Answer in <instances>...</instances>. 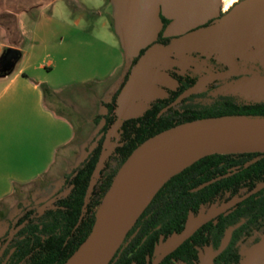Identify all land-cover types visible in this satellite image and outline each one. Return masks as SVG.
<instances>
[{"label":"trees","instance_id":"obj_1","mask_svg":"<svg viewBox=\"0 0 264 264\" xmlns=\"http://www.w3.org/2000/svg\"><path fill=\"white\" fill-rule=\"evenodd\" d=\"M160 19L155 41L130 61L109 102L103 104L105 114L95 117L96 124H103L93 149L64 176L51 197L20 205L18 213L5 221L0 264H65L89 235L120 166L150 137L199 119L264 118V101L212 95L224 83L250 76L231 65L253 64L264 77V0H238L177 37L163 36L169 21ZM6 51L15 61L20 56L19 51ZM176 53H190L210 65L200 74L196 67L180 63ZM157 54L165 56L156 70L160 78L140 85L136 80L144 62ZM43 91L48 89L43 86ZM133 93L143 101V109L120 120L122 100ZM224 208L160 264H201L205 257L211 264L241 263L264 236V153L209 155L170 177L107 264H152L193 224Z\"/></svg>","mask_w":264,"mask_h":264},{"label":"crops","instance_id":"obj_2","mask_svg":"<svg viewBox=\"0 0 264 264\" xmlns=\"http://www.w3.org/2000/svg\"><path fill=\"white\" fill-rule=\"evenodd\" d=\"M92 3L94 6L88 7L80 0H0V34L6 37V42L0 43V53L5 50L20 53L11 69L0 73V135L30 136L27 143L17 149L5 150L7 146L1 149L0 198L7 194L5 199H8L16 192L14 187L18 189L44 177L74 137L72 124L47 103L43 91L45 86L57 94L67 84H54L50 79L30 75L28 67L18 68V63L26 56L20 48V39L26 34L24 25L19 28L22 14L57 6L63 15L78 7L98 17L97 33L102 40L97 44L99 48L95 47V53L103 50V55H108V48L113 55L119 56L120 62L114 66V69H121L114 83L117 87L130 61L155 41L162 28L160 16L169 21L163 29V36L177 37L227 9L225 0H92ZM70 23L79 24L77 19L66 17L59 25L61 33L69 29ZM89 31L94 33L95 27L90 26ZM61 37L60 47L65 43V36ZM60 61L66 62V57ZM51 65L45 66L49 72L53 71ZM59 67L61 69V65ZM105 79L93 75L81 79L79 84H98ZM240 264H264V236L246 252Z\"/></svg>","mask_w":264,"mask_h":264},{"label":"rangeland","instance_id":"obj_3","mask_svg":"<svg viewBox=\"0 0 264 264\" xmlns=\"http://www.w3.org/2000/svg\"><path fill=\"white\" fill-rule=\"evenodd\" d=\"M80 2L88 7L94 6L92 0H80ZM66 17L77 19L79 24L70 23L69 29L61 33L62 29L59 25ZM98 20V17L78 7H74L65 15L58 12L55 6L47 9H33L20 16L19 28L24 25L26 33L20 39V48L26 52V56L18 63V68L28 67L30 75L50 79L54 84H67L61 87L57 94L50 90L44 91V94L47 103L72 124L74 137L60 153L57 163L44 177L34 183L20 186L8 199H5L7 194L0 198V235L6 228L5 221L18 213L20 205L31 202L41 203L51 197L62 185L64 176L75 168L96 145V140L99 138L98 131L103 121L96 124L94 119L96 116L105 114L103 103L109 102L111 95L118 87L119 84L116 87L114 83L121 72V69H114L115 64L120 62L119 56L113 55L108 48L106 51L108 55H103V50L95 53V47L98 49L97 44L102 40L97 33ZM90 26L95 27L94 33L89 31ZM62 35L65 36V43L60 47L59 41ZM3 42H6V37L0 34V43ZM62 57H66L67 61L61 63ZM174 57L180 63L195 66L200 74L210 65L206 60L192 57L190 53H176ZM164 60V55H151L141 68L143 74L136 81L143 83L140 85H145L148 81L160 78L156 70L159 67L158 64ZM50 64L53 69L51 72L48 67L45 68ZM58 65H61V69ZM230 67L233 70L247 72L250 76L224 83L216 88L212 95L233 94L246 102L264 101V77L259 75L255 65L241 63ZM93 75L106 79L98 84L93 82L79 84L81 79ZM133 94L134 97L125 113L128 116L137 115L143 109V101L136 97L135 93ZM27 139H30L29 135L27 138L19 134L0 135V152L3 146H7L5 150L17 149L27 143ZM11 186L13 188V184ZM0 189L2 190V184Z\"/></svg>","mask_w":264,"mask_h":264},{"label":"water","instance_id":"obj_4","mask_svg":"<svg viewBox=\"0 0 264 264\" xmlns=\"http://www.w3.org/2000/svg\"><path fill=\"white\" fill-rule=\"evenodd\" d=\"M12 65L13 64L8 65L5 71L11 69ZM133 97L134 94H130L122 100L118 112L120 120L124 118L128 105L132 101ZM217 120L262 121L264 120V118L215 117L199 119L182 123L166 129L142 142L131 152L125 162L118 169L109 189L103 196L102 201L98 207L95 221L89 235L65 264L108 263L113 255L106 261H104V255L108 246L109 237L112 232L114 223L134 181L139 175L143 165L147 161L170 159L187 164L184 167H181L174 174L167 177L158 186V188L154 192L155 194L157 190L162 186V184L166 182L170 177L203 157L213 154L264 153V131H239L226 135L195 138L176 137L178 133L190 127ZM118 125L119 123L115 126L114 130L117 129ZM154 194L151 196L150 200L152 199ZM150 200L148 201V203L150 202ZM225 210V208L221 209L209 215L208 217L197 221L186 232H184L173 242H171L158 255V257L152 264H160V262L165 257L173 253L198 229H200L206 223L210 222L217 215L223 213Z\"/></svg>","mask_w":264,"mask_h":264},{"label":"bare ground","instance_id":"obj_5","mask_svg":"<svg viewBox=\"0 0 264 264\" xmlns=\"http://www.w3.org/2000/svg\"><path fill=\"white\" fill-rule=\"evenodd\" d=\"M237 0H225L228 9ZM239 131H264V120H217L190 127L176 137H209ZM187 165L170 159L147 161L134 181L114 223L104 261L109 259L122 242L126 232L143 211L158 186L181 167Z\"/></svg>","mask_w":264,"mask_h":264},{"label":"flooded vegetation","instance_id":"obj_6","mask_svg":"<svg viewBox=\"0 0 264 264\" xmlns=\"http://www.w3.org/2000/svg\"><path fill=\"white\" fill-rule=\"evenodd\" d=\"M2 53H1V56H0V73L4 72L5 69L8 67V65H10V64L15 62L14 55H12L10 52L5 50ZM193 67H195V66H193ZM5 230H6V228H5ZM5 230H4V232H5ZM3 233L0 236H2ZM201 264H211L210 263V258H208V257L203 258V262H201Z\"/></svg>","mask_w":264,"mask_h":264}]
</instances>
